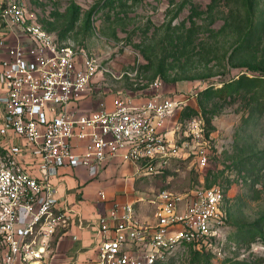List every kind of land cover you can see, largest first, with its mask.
<instances>
[{"label": "built area", "instance_id": "obj_1", "mask_svg": "<svg viewBox=\"0 0 264 264\" xmlns=\"http://www.w3.org/2000/svg\"><path fill=\"white\" fill-rule=\"evenodd\" d=\"M102 69L86 48L31 19L24 1L0 0V264H156L176 245L212 243L222 222L218 184L124 201L98 189L100 206L85 214L59 198L63 167L96 174L118 161L146 176L191 153L207 161L201 119L172 118L180 101L164 93L161 78L141 92L110 89V105L83 109ZM85 215L96 230L89 251L57 261L54 234Z\"/></svg>", "mask_w": 264, "mask_h": 264}, {"label": "rangeland", "instance_id": "obj_2", "mask_svg": "<svg viewBox=\"0 0 264 264\" xmlns=\"http://www.w3.org/2000/svg\"><path fill=\"white\" fill-rule=\"evenodd\" d=\"M22 1L31 19L106 67L94 77V99L109 100L110 89L141 92L161 78L164 93L180 101L172 118L201 119L205 164L191 153L159 174H127L118 187L149 196L220 185L222 222L199 250L209 254L201 264H264V0ZM119 166L118 174L132 171L127 162ZM139 205L143 214L146 203ZM58 239L50 241L52 255ZM194 250L176 245L164 264H188Z\"/></svg>", "mask_w": 264, "mask_h": 264}, {"label": "crops", "instance_id": "obj_3", "mask_svg": "<svg viewBox=\"0 0 264 264\" xmlns=\"http://www.w3.org/2000/svg\"><path fill=\"white\" fill-rule=\"evenodd\" d=\"M94 94L95 91L93 89L82 103L83 109L91 110L100 106V102L103 100L94 99ZM108 94L110 95L109 100L103 101L106 105H110L111 93ZM128 165L132 168L130 164ZM118 166V161L105 163L96 174H91L86 167H63L60 169V180L58 179L57 181V194L62 202L67 203L69 206L79 207L83 214L89 213L90 208L94 209L100 206V202L97 199L98 189H104L110 199L132 200L136 197L132 193L137 192V190L129 191L128 189L131 187H118L117 185L119 180L122 181L121 186L124 185L121 177L124 176L125 179V176L131 174L132 171L130 173L121 171L118 174L119 169H121ZM87 218L85 215L82 223L76 220L71 223L69 228H59L56 231V235H59L57 261L70 259L71 256L83 257L89 251L88 249L84 251L83 247H90L96 237V230L95 226L88 225Z\"/></svg>", "mask_w": 264, "mask_h": 264}, {"label": "trees", "instance_id": "obj_4", "mask_svg": "<svg viewBox=\"0 0 264 264\" xmlns=\"http://www.w3.org/2000/svg\"><path fill=\"white\" fill-rule=\"evenodd\" d=\"M42 25V24H41ZM43 26V25H42ZM44 27V26H43ZM46 28V27H45ZM47 29V28H46ZM49 30V29H48ZM57 35V37H59L60 39H62L60 36L63 35L62 32H59V33H55ZM231 81L227 82V83H224L223 85L227 84L230 85L232 83H230ZM156 174H159V173H156ZM154 175V174H152ZM259 226H262L263 230H264V217H262L260 220H259ZM263 232V231H262ZM262 232H259L260 234H262ZM190 245V244H189ZM192 246V245H190ZM193 247V246H192ZM204 255V256H202ZM208 257H209V254L208 253H201L199 251V249L195 248L194 252H193V256L191 257V259L189 260L188 264H201L203 261H206L208 260ZM204 258V259H203ZM166 261V259H159L157 261L156 264H164ZM244 262L243 261H237V264H243Z\"/></svg>", "mask_w": 264, "mask_h": 264}]
</instances>
